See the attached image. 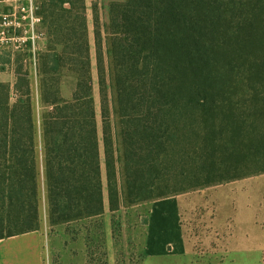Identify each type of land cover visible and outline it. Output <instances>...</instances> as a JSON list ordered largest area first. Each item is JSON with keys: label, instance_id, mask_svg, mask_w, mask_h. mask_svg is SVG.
I'll return each mask as SVG.
<instances>
[{"label": "trees", "instance_id": "obj_1", "mask_svg": "<svg viewBox=\"0 0 264 264\" xmlns=\"http://www.w3.org/2000/svg\"><path fill=\"white\" fill-rule=\"evenodd\" d=\"M38 1L50 225L103 214L105 192L116 211L264 172V0H112L105 36L93 7L100 124L85 0ZM15 78L0 81V239L40 228L32 89L22 65Z\"/></svg>", "mask_w": 264, "mask_h": 264}, {"label": "rangeland", "instance_id": "obj_2", "mask_svg": "<svg viewBox=\"0 0 264 264\" xmlns=\"http://www.w3.org/2000/svg\"><path fill=\"white\" fill-rule=\"evenodd\" d=\"M111 1L85 0L93 94L98 124H100V116L93 7H96L98 11L102 36H105V26L109 22L108 6ZM35 2L39 8V1L35 0ZM39 32L41 35L36 44L35 56L27 50L0 53V81L12 86L16 79L15 69L19 65L23 66V70L27 71L30 77L36 120L37 166L41 183L40 230L46 233V241L53 239L56 245L61 246L62 263L60 264H73L72 250L82 238L86 241L89 239L88 242L93 245L90 252V260L94 261L93 264H108L106 248L109 253H112L111 264H181L184 259L173 251L177 249L176 244L180 238L178 208L179 223L190 254L189 264H219L225 251L232 256H238L239 251L252 254L256 251L259 253L258 261L252 255L251 263L264 264V172L192 189L168 198L121 206L116 211L109 209L105 192L103 214L65 223L49 231L53 227L49 224L46 196L44 185H42L43 149L39 125L42 107L38 97L41 77L39 73L40 56L48 51L50 46L54 47V43H50V37L43 22L39 25ZM48 62L49 67L55 69L51 78L60 77L62 96L69 98L74 86V78L67 69L68 66L61 67L52 58ZM258 165L263 167L264 161H260ZM107 229H111L110 234ZM15 236L4 238L6 240L2 241L0 246L11 245L10 238ZM15 238H27V236ZM110 238H112V243H110ZM149 244L153 246L149 248L152 252L142 249ZM241 262L238 260L236 264H243ZM10 264H13L12 257H10Z\"/></svg>", "mask_w": 264, "mask_h": 264}, {"label": "crops", "instance_id": "obj_3", "mask_svg": "<svg viewBox=\"0 0 264 264\" xmlns=\"http://www.w3.org/2000/svg\"><path fill=\"white\" fill-rule=\"evenodd\" d=\"M253 179H260V178H253ZM243 181V180H242ZM180 212L178 208V226L180 230V238L176 244L175 253L176 255L181 256L184 260L181 264H189L190 260V254L187 250V244L185 241V238L182 233V229L180 226ZM62 224L58 225H51L50 232L52 229H56V227L60 226ZM109 230V234L111 233V229ZM108 232V231H107ZM48 233V232H47ZM17 236H22L27 238H15ZM13 238H10L11 241L9 242L11 245H8L7 247L0 246V264H10V257H12L13 264H60L62 263V256H61V246L56 245L54 243L53 239H48V241L45 240L46 233L44 234L41 232L40 228L39 230L32 231L29 233L17 235ZM111 237V235H109ZM110 243H112V238H110ZM6 239H1L0 243ZM89 240V239H88ZM86 241L84 238H82L81 241L75 244L74 250H72L73 253V264H93L94 261L90 260V252L91 248L93 247L92 243L90 244ZM112 245V244H111ZM110 247V244H108ZM152 244L144 246L142 249H146L147 252L149 251V248H152ZM105 248H106V241H105ZM112 248V246L110 247ZM171 248V247H168ZM77 250V251H76ZM172 251V249H170ZM107 261L108 264H111L112 259L111 252L109 253V250H107ZM169 251V252H171ZM152 252V251H149ZM238 256H232L227 251H225L224 256L221 258V263L219 264H236L238 260L242 261L243 264H252L251 263V256H255V259L258 261L259 253L255 251L254 254L252 253H245L243 251H239ZM145 256V255H144ZM149 256H153L152 254H149ZM238 258V259H237ZM111 261V262H110ZM241 262V263H242Z\"/></svg>", "mask_w": 264, "mask_h": 264}, {"label": "built area", "instance_id": "obj_4", "mask_svg": "<svg viewBox=\"0 0 264 264\" xmlns=\"http://www.w3.org/2000/svg\"><path fill=\"white\" fill-rule=\"evenodd\" d=\"M41 22L35 0H0V53L27 50L35 56Z\"/></svg>", "mask_w": 264, "mask_h": 264}]
</instances>
